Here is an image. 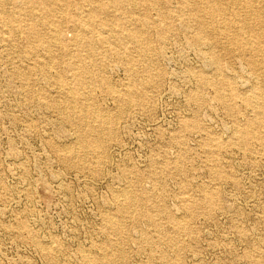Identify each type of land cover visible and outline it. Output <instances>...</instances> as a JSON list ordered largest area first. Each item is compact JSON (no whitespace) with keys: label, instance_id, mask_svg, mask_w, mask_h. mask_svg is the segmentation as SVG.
I'll list each match as a JSON object with an SVG mask.
<instances>
[{"label":"rangeland","instance_id":"obj_1","mask_svg":"<svg viewBox=\"0 0 264 264\" xmlns=\"http://www.w3.org/2000/svg\"><path fill=\"white\" fill-rule=\"evenodd\" d=\"M163 1L170 10L177 6V0ZM126 11L132 17L143 16L141 9ZM60 27L62 37L72 40L70 25ZM49 30L45 26L41 32ZM159 36L149 32L150 58L159 78L141 103L134 99L133 105L122 106L102 82L84 90L90 97L84 101L86 109L114 119L108 121L111 136L102 139L104 152L87 154L88 167L83 169L63 162L57 152L71 148L83 156L74 134L77 128L63 119L67 113L78 115L81 105L66 103L53 81L68 71L62 65H52L50 72L41 69L37 60L45 51L32 52L36 45L0 23V264H86L85 257L95 259L100 248L116 239L104 218L118 215L115 193L124 188L161 197L186 232L174 235L166 215H159V223L176 237L169 247L146 220L134 223L135 212L129 210L121 219L122 235L128 240L114 264H162V257L177 254L182 264H264V149L226 147L217 156L211 154L216 143L230 140L236 120L215 100L212 89L197 85L203 63L189 35L180 32L163 40ZM124 51L131 55V64L120 63L112 49L102 52L107 60L98 78L113 86L138 87L148 72L137 59V49L126 44ZM245 61L238 52L220 59L240 90L248 88L242 87L248 83ZM130 68L135 76L130 77ZM260 88L264 91V74ZM193 94L202 97L201 103L192 100ZM237 106L238 122L244 124L252 114ZM213 160L221 167L219 180L210 172ZM203 190L215 193L210 210L185 212L184 199L193 196L197 201ZM143 234L148 244H140Z\"/></svg>","mask_w":264,"mask_h":264},{"label":"bare ground","instance_id":"obj_2","mask_svg":"<svg viewBox=\"0 0 264 264\" xmlns=\"http://www.w3.org/2000/svg\"><path fill=\"white\" fill-rule=\"evenodd\" d=\"M128 9H141L143 16H129L126 11ZM117 10L124 12L120 16L115 14ZM152 13L155 18L151 16ZM0 23L9 33L21 32L25 39L36 45L30 49L32 52L45 51L44 56H39L40 59L37 60L41 69L50 72L52 65H62L69 73L64 78L56 76L53 81L66 103L81 105L78 115L67 113L63 119L77 128L74 134L83 156L76 155V151L71 148H57L63 162H74V165L83 169L88 167L85 156L102 154L105 150L103 136L110 135L113 131L108 130V121H113L114 118L109 119L101 111L89 110L83 106L84 101L90 98L85 97V89L95 88L98 82H102L113 100L125 107L133 105L134 99L141 103L146 91L154 88L159 76L154 72L155 67L150 58L151 31L160 35V40L166 35L172 36L180 32L189 35V42L199 48L203 63L197 75V85L204 90L212 89L215 100L236 120L230 128V140L216 143L211 154L217 156L226 147L247 152L254 148L264 149V91L260 88L264 74V0H177V6L173 10L169 9L168 1L163 0H0ZM64 23L70 25L75 32L72 40L66 41L62 37L60 26ZM45 26L51 28L46 34L41 32ZM125 43L137 49V59L144 63L145 72H148L140 78L138 87L130 84L113 86L98 78V73L105 69L107 60L102 52L106 53L108 49H112L111 55L120 63L127 65L133 62L129 53L121 52ZM232 52L246 57L248 83H243L242 87H248L247 89L240 90L233 76L225 72V65L220 64L221 55ZM57 58L60 61L56 62ZM130 70V77L135 76V71L131 68ZM192 96L193 101L200 99L198 95ZM238 104L252 114L244 124L238 122ZM54 105H57V101ZM185 127L201 132L197 126L185 124ZM206 136V140L211 142L208 135ZM213 162L215 165L210 167V172L215 180H219L223 177L221 167L215 160ZM125 173L128 172L123 174ZM149 192L134 194L124 188L115 193L118 215H105L104 220L112 228L110 234L116 239L109 242L108 248H100L101 252L95 259L85 257L86 264H114V256H122V246L126 243L127 234L122 235L121 219L129 210L135 212L134 223L146 220L155 228L160 238L166 240L169 247L174 245L176 237L171 236L159 223V215H166L174 235L186 232L182 220L164 208L162 198L153 197ZM199 197L197 201L190 196L185 198L182 203L183 210L190 214L194 209L210 210L214 204L215 193L203 190ZM149 240L143 234L140 244H148ZM43 253L49 256L48 250L43 249ZM175 257H162V264H182L180 255Z\"/></svg>","mask_w":264,"mask_h":264}]
</instances>
